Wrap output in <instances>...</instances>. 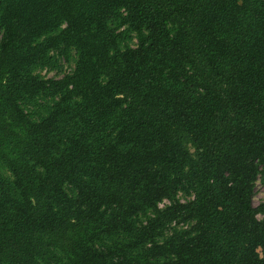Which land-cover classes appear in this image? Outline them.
Instances as JSON below:
<instances>
[{"label":"trees","instance_id":"1","mask_svg":"<svg viewBox=\"0 0 264 264\" xmlns=\"http://www.w3.org/2000/svg\"><path fill=\"white\" fill-rule=\"evenodd\" d=\"M260 177L264 0H0V264H264Z\"/></svg>","mask_w":264,"mask_h":264},{"label":"rangeland","instance_id":"2","mask_svg":"<svg viewBox=\"0 0 264 264\" xmlns=\"http://www.w3.org/2000/svg\"><path fill=\"white\" fill-rule=\"evenodd\" d=\"M128 43L129 45H132V46L135 45L136 41L134 39V35H131V40H129ZM75 59H76L75 53L72 51L70 53V59L68 62L63 61V59L59 60L60 61L59 64L61 65L60 69L53 70L51 72L44 69V70L37 71V73H39L41 76L45 78L61 76L63 73L69 72L70 69L73 68ZM55 71H57L58 73H55ZM45 103H46L45 101H40L38 105L28 109L33 117L46 114V111L44 109ZM178 198L181 202H184L186 200L184 195H182L181 193L178 194ZM261 203H264V180L262 177H260L257 180L255 188H254V194H253V204L256 206ZM258 218L261 219L262 216L258 215ZM179 227H183V225Z\"/></svg>","mask_w":264,"mask_h":264},{"label":"built area","instance_id":"3","mask_svg":"<svg viewBox=\"0 0 264 264\" xmlns=\"http://www.w3.org/2000/svg\"><path fill=\"white\" fill-rule=\"evenodd\" d=\"M165 204H167V201L166 200H164L163 203H160L159 204V207H163Z\"/></svg>","mask_w":264,"mask_h":264}]
</instances>
